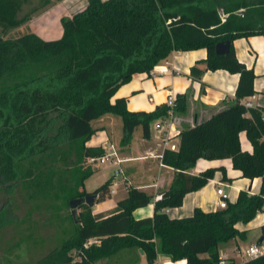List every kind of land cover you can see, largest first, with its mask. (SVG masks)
<instances>
[{"label": "trees", "instance_id": "16d2710c", "mask_svg": "<svg viewBox=\"0 0 264 264\" xmlns=\"http://www.w3.org/2000/svg\"><path fill=\"white\" fill-rule=\"evenodd\" d=\"M29 1L0 0V29L18 27V13ZM62 26V37L53 41L36 34L6 41L0 32V111L19 115L16 125H0V178L19 180L18 163L37 150L45 153V138L51 125H57L55 144L65 149L59 153L53 148L52 158L61 155L66 165L74 164L71 176L66 170L58 179L69 206L89 194L97 196L96 202L110 195L113 178L92 193L85 190L87 180L100 171L85 164L107 153L102 146H87L97 121L119 117L125 140L139 129L150 140L152 124L168 116L165 104L153 112L133 113L126 98L113 101L135 74H150L174 51L206 49V70H225L239 75L240 81L234 104L181 130L177 151L164 150L162 162L175 173L158 199L130 187L108 214H94L93 207L83 203L72 237L37 264H97L129 249L144 252L147 264H156L159 255L187 264H221L220 246L246 239L237 225L250 223L264 210V110L247 109L242 103L257 93L256 74L238 60L233 45L241 38L264 36V0H88L80 12L63 18ZM221 42L230 43L226 55L216 52ZM203 72L192 69L197 77ZM175 102L177 113L187 110L185 95ZM243 132L253 145L252 154L242 148ZM201 159L232 160L243 178L261 180L260 192L242 190L226 209L197 208L192 216L170 217L167 210L181 207L186 195L204 188L217 171L225 173L222 167L191 174ZM36 174L30 169L24 176L37 184L42 175ZM151 204L153 217L135 219V211ZM260 230L259 244H264V224ZM90 241L95 242L86 247ZM244 264H264V255Z\"/></svg>", "mask_w": 264, "mask_h": 264}, {"label": "crops", "instance_id": "0c3cea01", "mask_svg": "<svg viewBox=\"0 0 264 264\" xmlns=\"http://www.w3.org/2000/svg\"><path fill=\"white\" fill-rule=\"evenodd\" d=\"M87 1L62 0L61 4L63 9L72 17L85 8ZM233 45L238 60L249 69H253L256 74L254 86L257 93L242 100V103L245 104L247 101H251L253 103L252 109L264 110V36L241 38L236 40ZM206 58V49L189 52L174 51L166 60H163L156 66L150 74H135L129 83L118 90L113 101L117 98H126L129 111L133 113L153 112L158 106L167 105L170 98L176 99L178 95H185L187 110L183 113H177L181 121L179 131L205 122L236 102V91L240 81L239 75L231 74L225 70H206V64L203 62ZM194 67L204 71L201 77H197L192 73ZM158 125L159 120L152 124L150 140H139L140 142H147L140 143L139 156H127L125 158L129 160L127 162L142 160L139 164L142 171H140L137 177L130 173L131 168L127 169V172L130 174L127 178L128 191L130 187H138L140 190L154 195L155 199H158L160 194L168 188L175 173L172 168L165 166L158 157L163 152L161 135L157 130ZM240 140L243 150L252 154L254 151L253 145L248 140L245 132L240 134ZM179 142L180 138L175 137L171 143L179 145ZM145 160L150 161L146 162ZM222 167L225 168V173L217 171L215 177L204 188L187 194L181 207L167 210L170 217L175 219L189 217L193 215L197 208L206 212L218 210L220 196L217 191L220 188H224L225 191L226 188L232 190L229 195V201L231 198L233 202L237 200L242 190L248 191L253 195L260 192L261 180L243 178L241 172L234 170L232 160L230 159L199 161L197 166L190 172L191 174L198 175L207 169H220ZM236 172H239L240 175ZM225 174L227 179H224ZM229 175H235L238 181L232 183V178ZM116 206L117 204L102 209L99 207V202H96L93 212L94 214H108ZM153 215L154 204L134 212V217L137 220L153 217ZM263 224L264 210L250 223L243 224L242 226L237 225L241 231H245L247 234L244 240L250 239L249 237L251 236L248 249L252 245L259 244L261 236L260 228ZM136 251L138 254L137 264H147L145 253ZM219 252L221 264H244L249 259L248 257L246 259L240 257L241 247L237 239L222 244ZM118 262L115 261V264ZM156 264H187V261L174 262L170 258L159 255Z\"/></svg>", "mask_w": 264, "mask_h": 264}, {"label": "rangeland", "instance_id": "374dc122", "mask_svg": "<svg viewBox=\"0 0 264 264\" xmlns=\"http://www.w3.org/2000/svg\"><path fill=\"white\" fill-rule=\"evenodd\" d=\"M61 2L62 0H30L24 3L18 13L21 24L16 28L0 29L3 39L13 41L27 34H36L44 40L60 39L63 35L62 19L70 18ZM7 121L8 125H16L19 121L18 113L10 109L0 111V125L4 126ZM57 128V125H51L48 131L49 136L45 138L47 147L45 153L37 150L34 155L26 156L18 163L19 180L11 183L0 178V264H37L60 249L75 233L76 223L72 209L58 185L59 176L63 172L67 170L71 176L74 164L66 165L61 155L56 159L52 158L53 148L57 147L59 153L65 149L62 145L55 144ZM94 128L97 132L87 142V146H102L108 152L109 146L114 145L120 157L126 160L123 164L125 178L113 180L114 184L110 190H114L115 194L108 195L99 202V207L103 209L116 205L127 196V178L130 175L127 169L131 168L130 173L137 177L142 171L139 167L142 160L127 162L129 160L125 158L139 156L140 143L147 142L139 141L144 139L141 129L135 132L131 140H125L122 119L112 115L97 121ZM85 165L87 167L88 162ZM91 167L100 169L85 184V190L92 193L112 177L116 167L110 162ZM30 169H36L35 177L42 175V180L37 184L24 176ZM236 173L240 175L239 172ZM229 176L232 183L238 181L235 175ZM231 191L230 188H226L227 194L230 195ZM230 202H233L231 198ZM243 224L239 223L241 226ZM249 238L251 239V236ZM250 239L237 238L242 259L247 258L246 249L249 247ZM93 243L94 241L88 242L86 247ZM115 261H119L116 264H137V251L125 250L97 264H115Z\"/></svg>", "mask_w": 264, "mask_h": 264}, {"label": "built area", "instance_id": "2783aa9c", "mask_svg": "<svg viewBox=\"0 0 264 264\" xmlns=\"http://www.w3.org/2000/svg\"><path fill=\"white\" fill-rule=\"evenodd\" d=\"M167 105L169 106L168 116L164 119L159 120V125L157 128L158 132L161 135V139L163 143V152L158 156L161 159V161L163 159V153L165 149H169L171 151L178 150V145L171 142L175 137H178V134L180 133L179 127L181 121L177 115V112L175 111V105H176L175 98H170ZM244 105L247 109L253 108V103L251 101H247ZM107 162L112 163L116 167L114 174L112 175L113 180L120 177L125 178V170L123 169V164L126 162V160L120 157L114 145L109 146V151L106 153L105 156L101 158H91L88 160V164L93 166L105 165ZM217 193L220 196L218 208L226 209L228 207L229 194H227L224 188L218 189ZM113 194H115V191L110 190V195ZM246 255L249 259L263 256L264 244L252 245L246 251Z\"/></svg>", "mask_w": 264, "mask_h": 264}, {"label": "water", "instance_id": "95a60500", "mask_svg": "<svg viewBox=\"0 0 264 264\" xmlns=\"http://www.w3.org/2000/svg\"><path fill=\"white\" fill-rule=\"evenodd\" d=\"M230 51V43L229 42H221L217 44L216 46V52L219 55H226ZM97 196L93 194H89L85 198L75 199L70 202V208L72 209V214L74 218L77 216V209L83 204L86 203L87 205H90L94 207L96 203ZM260 242H263V239H260Z\"/></svg>", "mask_w": 264, "mask_h": 264}]
</instances>
